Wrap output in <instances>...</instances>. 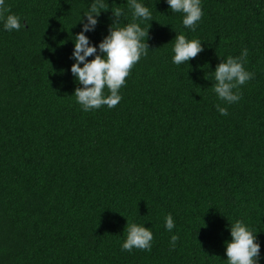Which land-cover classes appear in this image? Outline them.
Segmentation results:
<instances>
[{"label":"trees","instance_id":"1","mask_svg":"<svg viewBox=\"0 0 264 264\" xmlns=\"http://www.w3.org/2000/svg\"><path fill=\"white\" fill-rule=\"evenodd\" d=\"M93 2L5 0L0 264H229L225 241L237 221L257 236L264 264V0H201L195 31L166 0H137L152 14L135 21L151 26L148 53L114 108L84 111L71 57ZM103 3L108 11L84 33L97 48L112 10L123 13L114 27L134 22L128 0ZM8 14L19 31L4 28ZM179 34L203 51L176 65ZM245 48L243 67L254 75L228 104L213 90L214 73ZM131 223L152 232L151 251H122Z\"/></svg>","mask_w":264,"mask_h":264},{"label":"clouds","instance_id":"2","mask_svg":"<svg viewBox=\"0 0 264 264\" xmlns=\"http://www.w3.org/2000/svg\"><path fill=\"white\" fill-rule=\"evenodd\" d=\"M133 10L132 23L119 28L114 27L120 23L123 15L120 8L112 10V26L109 34L99 43L98 48L90 43L89 37L84 33L94 31L98 24V17L101 11H108L107 5L103 0H94L89 10L83 15L87 18L86 22L81 18L83 24L81 32L77 33L74 40V50L72 59L75 63L71 66V73L77 82L83 87H77L74 95L77 102L82 105L84 111L99 109L107 105L109 109L114 108L122 99L119 90L124 86L133 66L139 62L142 56H146L149 50L147 39L148 28H141L136 20L151 21L150 10L137 0H128ZM173 12L183 13V25L195 31L197 22L203 16L201 0H166ZM5 6V0H0V18L9 13ZM25 26V25H24ZM22 25L19 17L8 14L5 19L4 28L7 31H19ZM173 51V63L181 65L195 58L198 53L203 51L199 40H188L185 35L175 36ZM248 56L245 48L240 57L229 56L226 61L217 65L213 85V90L218 98L228 104L238 102L241 96L234 89L244 85L253 78V73L245 70L243 64ZM88 57H94L88 60ZM83 64V67H81ZM107 88L109 95H104ZM221 115H227V108L216 105ZM174 221L171 214L166 217L165 227L171 231L174 228ZM231 241H225L226 256L229 264H258L260 259V245L257 236L253 234L244 223L237 221L230 227ZM178 236L171 237V244L175 247ZM153 234L144 226L135 223L127 224V238L122 244V251L131 252L134 248L151 251Z\"/></svg>","mask_w":264,"mask_h":264}]
</instances>
